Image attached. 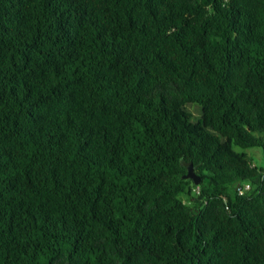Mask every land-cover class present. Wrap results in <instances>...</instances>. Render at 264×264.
<instances>
[{
  "label": "trees",
  "instance_id": "1",
  "mask_svg": "<svg viewBox=\"0 0 264 264\" xmlns=\"http://www.w3.org/2000/svg\"><path fill=\"white\" fill-rule=\"evenodd\" d=\"M249 148L264 0H0V264H264Z\"/></svg>",
  "mask_w": 264,
  "mask_h": 264
},
{
  "label": "rangeland",
  "instance_id": "2",
  "mask_svg": "<svg viewBox=\"0 0 264 264\" xmlns=\"http://www.w3.org/2000/svg\"><path fill=\"white\" fill-rule=\"evenodd\" d=\"M190 110L195 115L199 114L198 108L194 105L190 106ZM238 150H242V149H238ZM246 152L249 154V156H251L253 158V161L255 162V164H257L258 166H264V154H263L262 149H260V148H249V149H246Z\"/></svg>",
  "mask_w": 264,
  "mask_h": 264
},
{
  "label": "water",
  "instance_id": "3",
  "mask_svg": "<svg viewBox=\"0 0 264 264\" xmlns=\"http://www.w3.org/2000/svg\"><path fill=\"white\" fill-rule=\"evenodd\" d=\"M186 177H187V178H190V179H193V180L195 181V183H199V181H200V178H199V176L195 173L194 168H193L192 165L189 166V168H188V172H187V174H186Z\"/></svg>",
  "mask_w": 264,
  "mask_h": 264
},
{
  "label": "built area",
  "instance_id": "4",
  "mask_svg": "<svg viewBox=\"0 0 264 264\" xmlns=\"http://www.w3.org/2000/svg\"><path fill=\"white\" fill-rule=\"evenodd\" d=\"M250 187V185L247 183V184H245V186L242 188H238V191H239V193L240 194H242L246 189H248Z\"/></svg>",
  "mask_w": 264,
  "mask_h": 264
}]
</instances>
